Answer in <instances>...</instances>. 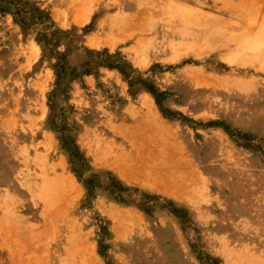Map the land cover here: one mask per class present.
Returning <instances> with one entry per match:
<instances>
[{"label": "rangeland", "instance_id": "374dc122", "mask_svg": "<svg viewBox=\"0 0 264 264\" xmlns=\"http://www.w3.org/2000/svg\"><path fill=\"white\" fill-rule=\"evenodd\" d=\"M0 264H264V0H0Z\"/></svg>", "mask_w": 264, "mask_h": 264}, {"label": "bare ground", "instance_id": "6f19581e", "mask_svg": "<svg viewBox=\"0 0 264 264\" xmlns=\"http://www.w3.org/2000/svg\"><path fill=\"white\" fill-rule=\"evenodd\" d=\"M93 41V40H92ZM178 168V167H177ZM171 169V168H170ZM165 173V172H164ZM164 175V174H163ZM166 179H168L169 180V178H166ZM166 179H163V181H165ZM167 181V180H166ZM143 183V182H142ZM176 184V183H175ZM165 188V187H164Z\"/></svg>", "mask_w": 264, "mask_h": 264}]
</instances>
